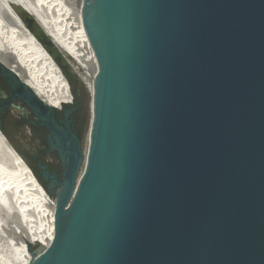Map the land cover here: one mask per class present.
<instances>
[{
  "label": "water",
  "instance_id": "obj_1",
  "mask_svg": "<svg viewBox=\"0 0 264 264\" xmlns=\"http://www.w3.org/2000/svg\"><path fill=\"white\" fill-rule=\"evenodd\" d=\"M8 3L71 94L49 106L0 63L65 162L51 195L0 125L56 199L49 246L36 254L39 241L20 235L27 264H264V0H88L85 10L78 0L99 62L80 177L89 92Z\"/></svg>",
  "mask_w": 264,
  "mask_h": 264
},
{
  "label": "bare ground",
  "instance_id": "obj_2",
  "mask_svg": "<svg viewBox=\"0 0 264 264\" xmlns=\"http://www.w3.org/2000/svg\"><path fill=\"white\" fill-rule=\"evenodd\" d=\"M8 2L18 4L34 18L48 39L65 56L68 65L72 66L90 94V120L83 162L78 175L80 177L85 169L90 148L92 95L99 72V62L83 28L78 0H69V6L67 3L61 4L63 0H0V63L12 70L39 99L50 106V104L57 105L56 97H65L70 94L65 85V79L52 57L26 28ZM87 2L88 0H79L82 10H85ZM49 12L61 13L63 16L61 24H56L50 19ZM0 146L1 157L7 159V162L15 169L8 171V168L0 166V175L2 174L0 177V215L4 214L5 218L11 217V219L19 220L14 234L16 236H13L15 239L10 238L7 244L4 243L6 245L0 243L6 250L3 255V251L0 250V256L2 255L0 264H27L29 252L21 243V236L28 242H31L32 236L38 239L41 246L35 250L36 254L42 253L49 246L54 236L53 219L56 199L53 197L50 200L45 194L26 163L8 143L1 131ZM3 175H6V180L5 176L2 177ZM13 187L15 191L17 189L19 193L21 192V196L17 199V194L12 193L13 203L7 202L4 192L12 191ZM0 235L3 236V233Z\"/></svg>",
  "mask_w": 264,
  "mask_h": 264
},
{
  "label": "flooded vegetation",
  "instance_id": "obj_3",
  "mask_svg": "<svg viewBox=\"0 0 264 264\" xmlns=\"http://www.w3.org/2000/svg\"><path fill=\"white\" fill-rule=\"evenodd\" d=\"M62 111L53 114V123L64 129ZM0 125L6 132L14 133L24 142L29 166L37 174L45 188H49L51 195L59 189L64 179L65 162L59 151L53 147L50 138L51 129L20 99L11 97V88L7 79L0 73ZM72 132L76 135L72 128ZM78 138V137H77ZM26 159V158H25Z\"/></svg>",
  "mask_w": 264,
  "mask_h": 264
},
{
  "label": "rangeland",
  "instance_id": "obj_4",
  "mask_svg": "<svg viewBox=\"0 0 264 264\" xmlns=\"http://www.w3.org/2000/svg\"><path fill=\"white\" fill-rule=\"evenodd\" d=\"M58 1V0H57ZM68 1V2H67ZM67 3V5L69 6V0H63V2H61V4H66ZM49 14V17H50V19H52L56 24H61V22H62V17L63 16H61V13H52V12H49L48 13ZM69 66H70V64H69ZM71 67V69H72V66H70ZM73 70V69H72ZM74 71V70H73ZM76 74V73H75ZM77 75V74H76ZM78 76V75H77ZM80 79V78H79ZM81 80V79H80ZM82 81V80H81ZM83 83V82H82ZM84 84V83H83ZM85 85V84H84ZM86 87V86H85ZM90 95V94H89ZM70 96H71V94H69L68 96H65L64 98H66V99H70ZM89 105H90V97H89V101H88V110H89V114H88V126H87V129H86V132H85V137H84V142H83V146H82V149L84 148V146H85V140H86V135H87V132H88V128H89V120H90V108H89ZM0 148H1V146H0ZM0 153H1V150H0ZM6 160V161H5ZM10 163H8L7 162V159H5V158H2L1 157V155H0V166H2V167H4V168H8L9 170L8 171H11V170H15L14 169V166H12L11 164V166L9 165ZM11 169V170H10ZM2 175V174H1ZM1 175H0V177H1ZM5 176V177H4ZM2 177H4V179L6 180V175H3ZM17 177V176H16ZM1 181L3 182V179H1ZM11 190L12 191H14V192H12V191H5L4 192V196H5V198L7 197V202H9V201H11L12 203H13V201H14V196H12L11 194L12 193H15V194H17V199H19L20 198V196H21V192L19 193L18 192V190L16 189V191H15V188L13 187V188H11ZM10 192V193H9ZM6 194V195H5ZM8 194H10V195H8ZM9 196V197H8ZM10 196H12V197H10ZM54 197V196H53ZM2 214V213H1ZM14 220V221H13ZM17 221H19V220H17V219H11V217H9V218H5L4 217V214L3 215H0V233L2 234L3 233V236H1L0 238V243H3V245H6L8 242V240L10 241L11 239H15V237H13V236H16V235H14L15 234V230L17 229V227H16V224H17ZM12 226H13V228H12ZM11 227V228H10ZM13 230H14V232H13ZM11 232L10 234H11V236H9L10 234H8L9 232ZM7 233V234H6ZM4 235H5V237H4ZM8 236H9V238H8ZM7 238V239H6ZM11 238V239H10ZM4 239V240H3ZM6 239V240H5ZM37 239V238H36ZM38 240V239H37ZM2 241V242H1ZM6 242V244H4ZM0 246H2V244L0 245ZM41 245H40V242H39V245H37L33 250H37L39 247H40ZM2 248V249H1ZM5 247L4 246H2V247H0V250L1 251H3L2 252V255L3 254H5V252H6V250L4 249ZM7 249V248H6ZM5 251V252H4ZM1 254V253H0ZM2 255L0 256V257H2Z\"/></svg>",
  "mask_w": 264,
  "mask_h": 264
},
{
  "label": "trees",
  "instance_id": "obj_5",
  "mask_svg": "<svg viewBox=\"0 0 264 264\" xmlns=\"http://www.w3.org/2000/svg\"><path fill=\"white\" fill-rule=\"evenodd\" d=\"M14 8V10H15V12L21 17V18H23L25 15H27L21 8H19V7H13ZM35 25V27H36V24H34ZM47 50H49L50 52H51V54H56V55H58L60 58H61V61L64 63V65H66L67 66V68H69V66L66 64V62L64 61V59L62 58V56L60 55V53L57 51V49L56 48H52V49H48L47 48ZM66 77H67V80L70 82V88H71V91L72 92H74L75 93V86L77 85V83H78V80H77V78H76V75H74V74H67L66 75ZM33 172H34V170H33ZM34 175H35V177L37 178V180L40 182V180H39V178H38V176H37V174L34 172ZM41 183V182H40ZM42 184V183H41Z\"/></svg>",
  "mask_w": 264,
  "mask_h": 264
}]
</instances>
